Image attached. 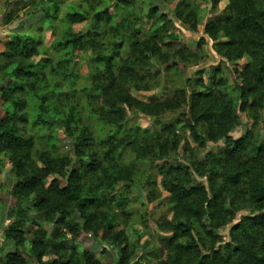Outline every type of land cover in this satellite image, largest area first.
<instances>
[{"label": "trees", "instance_id": "trees-1", "mask_svg": "<svg viewBox=\"0 0 264 264\" xmlns=\"http://www.w3.org/2000/svg\"><path fill=\"white\" fill-rule=\"evenodd\" d=\"M108 1L64 15L67 25L91 21V29L55 42V57L43 59L38 71L31 61L45 52L31 36L8 41L2 54L10 69L0 84L5 106L0 176L6 159L16 178L10 189L16 203L8 210L14 222L4 232L15 249L0 264H42L48 256L50 264H102L99 252L79 250L76 241L86 232L102 245V252L117 254V264H143L142 239L130 243L119 228L129 198L117 187L128 186L135 176L132 166L119 161L121 151L129 146L141 161L167 158L181 148L183 137L175 124L152 133L135 128L129 135L124 107L151 117L178 108L171 100L144 102L132 92L150 90V81L158 77L151 68L166 64L170 52L182 54L185 47L170 33L171 20L155 6L149 7L151 24L145 28L137 27V0ZM229 1L227 16L209 20L204 34L229 60L248 55L251 61L238 72L233 88L217 74L209 78L210 86L203 77L187 80L193 89L188 99L183 95L189 104L184 127L199 147L222 146L203 159L190 156L186 163L176 160L160 168L161 185L173 204V218L157 223L168 234L161 240L166 251L161 264H264V140H256L252 130L239 132L242 113L264 117V8L256 0ZM49 3L53 5L45 4L44 19L52 22L60 7ZM182 3L178 18L196 30L197 10L189 0ZM198 43L203 46L206 40ZM89 52L88 71L82 76L78 61ZM86 77L90 83L80 90ZM90 119L111 130L97 138L95 126L86 124ZM62 129L71 140L69 152H59ZM45 143L46 149L39 147ZM183 147L185 153L191 150L188 142ZM195 177H205L206 183Z\"/></svg>", "mask_w": 264, "mask_h": 264}, {"label": "rangeland", "instance_id": "rangeland-1", "mask_svg": "<svg viewBox=\"0 0 264 264\" xmlns=\"http://www.w3.org/2000/svg\"><path fill=\"white\" fill-rule=\"evenodd\" d=\"M60 7V12L57 19L52 22L44 19L45 4L52 6L49 0H0V84L5 78L6 72L10 69L7 65V59L3 57V53L7 50V42L15 40L19 35L31 36L39 45V50H44V54L33 59L31 62L35 64V70L40 69V64L45 58H53L56 53L52 45L58 40H62L70 33L86 32L91 29V21H85L82 24L69 26L63 21L64 15L73 10L80 8H88L91 4H97L100 0H52ZM183 0H137L133 8L140 15V23L137 27L148 28L150 22L147 20V14L151 5L158 8L159 12L167 15L170 23V33L178 36L180 44L185 47L182 54L177 51H172L168 54V62L166 64H156L151 68L152 73L158 72V77L150 81L151 89L148 91L132 92L133 96L144 102H155L171 100L179 105L178 108L170 110L159 117H151L136 110H129L124 107L127 112L126 132L132 134V130L140 128L149 133L161 130L164 127L175 124L180 136L183 137L181 148L177 152H171L166 158L157 159L150 157L146 161L137 160L129 146L124 147L121 151L119 161L123 164L132 166L135 170L133 181L128 186L127 184L119 183L118 191L129 198V203L125 206L126 216L120 217V229L123 228L129 235V240L135 242L139 237L142 239L143 248L139 250V256H143V264H161L165 258L166 251L161 242L164 234L157 228V223L162 219L173 218V204L170 203L169 195L164 191L161 185L162 176L160 168L166 163L178 161L186 163V158L194 156L196 159H203L208 153L219 151L222 144L207 143L205 147H199L194 142L190 135V131L184 127L188 120V102L187 99L192 92L193 87L187 85V80H197L203 77L206 86H210L209 78L217 74L218 78H223L228 81L231 88L238 81L239 73L244 70L246 64L251 59L245 55L242 59L231 61L221 51L214 46V42L210 41L204 34V26L209 20L221 19L227 16L229 0H189L197 10L198 26L196 30H192L190 23L181 20L177 16L178 11H182L185 5H182ZM261 8H264V0H256ZM110 0L107 2V4ZM107 4H104L107 5ZM178 7H181L178 8ZM122 18L121 14L116 16L119 21ZM48 21V22H47ZM204 38L205 45L199 46V40ZM79 54V52H77ZM126 56V55H124ZM91 57L89 52L82 56L78 61L80 68L79 73L86 76L88 60ZM176 66H175V65ZM172 65L173 67H170ZM175 66V67H174ZM12 69V68H11ZM90 81L86 77L79 83V89L82 90L89 85ZM67 91L66 89H64ZM230 91H233L232 89ZM186 92L187 99H183ZM80 101L85 104L87 101L83 92L79 93ZM35 103H33L34 105ZM4 105L0 100V118L4 116ZM83 116H86L84 113ZM243 126L239 129L242 133L247 130H252L256 140H264L263 116L255 115L251 111L241 114ZM89 126H95L96 136L103 137L111 127L100 124L94 120L86 122ZM255 125V128L253 127ZM203 135L204 130L200 129ZM235 136L237 134H234ZM137 139L141 140V135H136ZM147 140V139H146ZM146 140L144 142H146ZM44 141H46L44 139ZM188 142L191 150L184 152L183 145ZM59 152H69L71 150V140L64 134V130H59ZM43 149L47 148L46 143L42 144ZM0 176V262L4 256L13 251V245L6 242L5 230L14 219L9 216L10 209L15 205L14 200L10 195V189L15 181V177L11 172L9 162L4 159V164L1 168ZM54 177L49 178V182ZM196 178V177H195ZM197 182L206 183L205 177L196 178ZM155 182V183H154ZM9 210V211H8ZM248 211V210H247ZM31 214H33L30 211ZM32 216V215H31ZM38 220H41L38 218ZM122 223V224H121ZM223 236L228 235V229H221ZM30 237V236H29ZM79 244V250L90 249L99 252V260L102 264H117V254L105 250L102 252V245L96 241L91 233H83L76 241ZM129 243V244H130ZM30 244L27 242L23 248L25 255L29 251ZM101 251V252H100ZM70 253V252H69ZM52 263L49 256L45 258ZM30 263V261H29ZM31 264V263H30Z\"/></svg>", "mask_w": 264, "mask_h": 264}, {"label": "crops", "instance_id": "crops-1", "mask_svg": "<svg viewBox=\"0 0 264 264\" xmlns=\"http://www.w3.org/2000/svg\"><path fill=\"white\" fill-rule=\"evenodd\" d=\"M8 244L10 245V248H12L11 244H10V243H8ZM13 247H14V246H13ZM14 249H15V247L13 248V250H14ZM47 262H48V261L44 258L43 261H42V264H47ZM30 263H31V264H36V263H34V261H30Z\"/></svg>", "mask_w": 264, "mask_h": 264}]
</instances>
